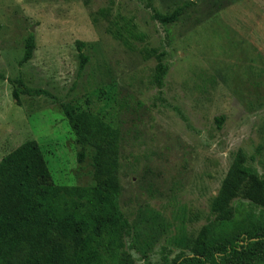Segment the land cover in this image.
<instances>
[{"label": "rangeland", "instance_id": "1", "mask_svg": "<svg viewBox=\"0 0 264 264\" xmlns=\"http://www.w3.org/2000/svg\"><path fill=\"white\" fill-rule=\"evenodd\" d=\"M148 3L0 0V161L35 140L55 184L93 185L92 160L79 165L58 103L89 96L120 131L123 212L135 226L158 214L170 225L160 239L184 227L191 241L239 151L264 174V0H152L161 13L182 8L180 20L167 26L152 19ZM130 23L141 39L126 33ZM117 30L128 46L113 35ZM30 34L34 57L21 64ZM78 42L90 58L80 75ZM154 50L169 65L162 89L154 82ZM18 79L23 86L11 83ZM15 85L53 98L22 96L17 103ZM114 85L113 100L98 98Z\"/></svg>", "mask_w": 264, "mask_h": 264}, {"label": "trees", "instance_id": "2", "mask_svg": "<svg viewBox=\"0 0 264 264\" xmlns=\"http://www.w3.org/2000/svg\"><path fill=\"white\" fill-rule=\"evenodd\" d=\"M148 1L152 19L162 26L180 20L182 8L165 14ZM126 30L141 39L134 33L136 25L130 23ZM112 33L129 45L121 30ZM77 44L80 75L90 58L82 51L85 43ZM35 50L30 34L21 64L30 62ZM154 54V82L162 89L169 65L165 53ZM11 83L23 86L20 79ZM115 89H102L98 98L113 100ZM12 94L17 103L22 96L53 98L47 90L16 85ZM58 103L79 147V165L87 157L92 160L94 184H55L35 140L5 156L0 161V264H264V174L248 164L242 151L234 156L197 237L188 240L183 227L181 235L160 239L170 229L160 215L152 224L135 226L121 209L119 129L89 96ZM224 122V116L216 118L219 129Z\"/></svg>", "mask_w": 264, "mask_h": 264}]
</instances>
